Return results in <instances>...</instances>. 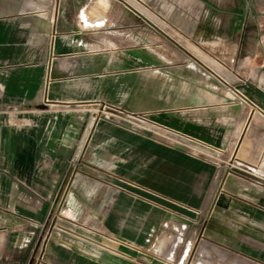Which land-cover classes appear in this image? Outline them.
I'll return each instance as SVG.
<instances>
[{"label":"crops","instance_id":"crops-1","mask_svg":"<svg viewBox=\"0 0 264 264\" xmlns=\"http://www.w3.org/2000/svg\"><path fill=\"white\" fill-rule=\"evenodd\" d=\"M133 1L0 0V264H168L156 247L183 216L146 186L68 192L109 207V246L41 231L104 110L234 151L239 208L264 223V0Z\"/></svg>","mask_w":264,"mask_h":264},{"label":"rangeland","instance_id":"rangeland-1","mask_svg":"<svg viewBox=\"0 0 264 264\" xmlns=\"http://www.w3.org/2000/svg\"><path fill=\"white\" fill-rule=\"evenodd\" d=\"M119 1L127 4V0ZM133 2L138 5V1ZM193 2L201 10L206 8L207 0ZM96 117L103 120L97 119L87 142L81 145V159L74 161L69 176L58 180L65 190L53 194L42 232L82 233L91 237V242L109 246L111 241L105 237L101 223L109 207L96 209L95 194L91 192H76V201L75 192H68L79 188L77 185L118 189L133 184L146 186L173 202L178 215L183 216V222L172 224L156 247V253L168 264H264V223L256 222L255 214L239 208V185L245 181L240 179L239 168H229L227 159L234 151H214L153 132L139 119L131 120L110 110L98 112ZM122 124H127L129 132L115 131L112 126ZM143 133L165 143L149 147L138 138L131 139V135ZM103 153L111 157L105 158ZM81 195L83 202L79 200ZM248 207L264 214L253 205Z\"/></svg>","mask_w":264,"mask_h":264},{"label":"bare ground","instance_id":"bare-ground-1","mask_svg":"<svg viewBox=\"0 0 264 264\" xmlns=\"http://www.w3.org/2000/svg\"><path fill=\"white\" fill-rule=\"evenodd\" d=\"M126 126H127V124H125ZM235 190V189H234ZM158 245H160V244H158Z\"/></svg>","mask_w":264,"mask_h":264}]
</instances>
